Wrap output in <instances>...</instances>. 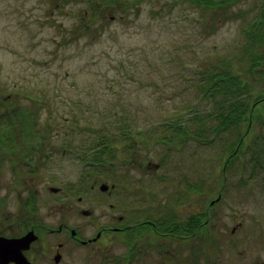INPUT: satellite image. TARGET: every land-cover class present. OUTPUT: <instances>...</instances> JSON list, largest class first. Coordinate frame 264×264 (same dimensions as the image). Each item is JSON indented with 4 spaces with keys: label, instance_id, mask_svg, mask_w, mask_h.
Masks as SVG:
<instances>
[{
    "label": "rangeland",
    "instance_id": "1",
    "mask_svg": "<svg viewBox=\"0 0 264 264\" xmlns=\"http://www.w3.org/2000/svg\"><path fill=\"white\" fill-rule=\"evenodd\" d=\"M260 5L261 0H240L233 11L218 17L188 0H0V114L7 119L12 113L17 128L12 130V122L6 120L5 130H0L3 136H16L8 140L9 145L6 142L5 152L0 134V160L3 152L10 156L4 169L10 191L6 187L0 194H11L7 200L11 209L16 207L14 195L21 188H29L32 194L37 190L40 210H47L51 201L58 206L67 186L72 188L86 170H92L108 185L106 192L96 184L89 189L92 176L85 179L84 194L73 196L83 198L76 202L82 207L94 208L85 224L88 234L110 222L114 212L108 206L114 200L107 193L113 181L108 165H114L120 200L116 199L121 206L128 211V202H132L139 209L143 205L137 204L145 200L153 216L157 215L159 189L163 192L160 201L169 203L175 194L172 191L182 192L180 185L187 184L190 170L195 169L198 177L209 173L212 178L211 193L198 194L197 201L221 194L212 208L213 223L218 227L213 229L212 238L220 245L218 250L198 252L196 260L190 261L188 250L179 242H170L166 248L178 255L177 264L264 261V107H260L264 102L254 110L244 137L246 131L232 123L215 134L201 131L196 138L172 148L156 140L155 128L179 113L187 120L191 114L203 116L202 112L215 111L214 100L202 96L197 85L205 71L214 70L217 64L221 67L224 60L242 76L247 70L256 89L264 87L261 70L250 72L243 51L247 43L244 27ZM31 115L40 128L34 133L44 136L51 132V147L35 142L45 153L32 156L23 171L21 165L16 166V149L27 136L22 132L32 133L26 122ZM197 125V121H190L193 134ZM139 131L147 143L134 141L136 151L130 155L127 142L131 134L138 140ZM239 138V153L229 157ZM114 139L117 159L103 157L104 162L94 167H87L88 161L80 162L73 152L96 147L97 141L102 147ZM149 162L157 163L158 168H147ZM19 175L25 183L17 181ZM49 186L60 190L49 191ZM21 194L28 193L24 189ZM188 203L178 205L185 214ZM118 237L108 243L106 253L112 260L108 264L122 260L125 264L131 245L127 240L126 246L121 241L125 238ZM152 245L139 252V259L131 264H163L169 254L162 256L157 241ZM167 260L176 258L170 255ZM103 261V255H89L86 248H80L66 264Z\"/></svg>",
    "mask_w": 264,
    "mask_h": 264
},
{
    "label": "flooded vegetation",
    "instance_id": "2",
    "mask_svg": "<svg viewBox=\"0 0 264 264\" xmlns=\"http://www.w3.org/2000/svg\"><path fill=\"white\" fill-rule=\"evenodd\" d=\"M100 3H96L99 5ZM115 133L118 131L115 130ZM2 134V149L6 152V142L4 133ZM50 134L46 139L42 138L39 142H43V145L47 148L51 147ZM15 136V135H13ZM134 141L141 142L139 140H130V144L134 145ZM16 142V141H14ZM22 142V141H21ZM142 143V142H141ZM99 147V148H97ZM34 148V154H26L25 148H17L19 157L17 158L16 166L21 165V169L24 171L26 166L31 163L32 156L37 157L45 152ZM112 152L109 157L112 159L116 158V149L112 147ZM99 141L96 142V147H86L85 150L76 148L74 153H77V159L80 162H86L87 167H94L95 164H100L101 160ZM136 151L130 153L132 155ZM3 152L2 158L0 160V190H5L9 186L6 185L5 171L4 169L8 165L6 160L8 155ZM48 153L45 154L46 164H48L47 157ZM117 159V158H116ZM16 159H14V164ZM102 164V163H101ZM105 165V164H102ZM107 165V164H106ZM149 164H147V168ZM113 164L107 166L108 172L110 173V178L113 179L111 183V189L107 191L114 198L113 201L109 202V209L114 211L110 216V222L96 227L94 231L86 234L85 224L91 220L94 214L93 206L90 208H84L79 203L83 200L82 197L75 196V194H84L85 179H89V189H93L96 184L101 192H106L100 188L101 184L104 183L96 178L95 172L92 170H86L78 179V181L73 182L72 188L71 184L67 186V192L60 198L62 202L60 205L51 204L50 210H40L37 204V190L34 189L35 194L29 193V188H21L18 190V195H14L17 198L16 207H12L7 204L8 198L11 194H0V237L4 239H16L23 235L31 234L33 239L27 243H23L16 250L9 245H5V242L0 244V264H66L68 263V258L75 252V250L80 248H86L89 255L104 256L103 264L111 263V258L108 259L107 251L108 243L116 242L118 235L125 238L121 241L123 244L127 245V240L131 245L128 248V255L125 258V264L135 263L141 254V251L148 249L155 241H157V247L161 248L162 256L167 252L168 257L162 260L164 264H177L178 255L172 253L166 248L170 242H179L187 251L189 260H196L198 252L207 253V251L212 250V248L218 250L220 243H214L212 238L213 229L217 230L218 227L214 226L212 208L216 202L220 200V192L217 193L215 199H207L197 201L198 194L211 193L209 183L211 181V175L207 173L204 178L198 177L197 171L195 169L190 170V178L182 186V192L177 193V191H172L169 203L165 204V200L160 201V197L163 192L159 189V202L156 209V216H153L149 206H145L147 202L145 200H140L143 205L142 208H134V203L128 202V211L125 206L117 201L120 200L118 193H116V175L113 174ZM32 170V168H30ZM17 173H20L17 172ZM17 181L22 180V183L26 182V179H22L19 175L16 177ZM49 186L48 190L52 192H58L59 187L56 190H52ZM71 188V192H69ZM204 188V189H203ZM25 189L28 194L22 195L21 192ZM179 191V190H178ZM117 197V199H116ZM154 198V197H153ZM186 200L189 201L187 214L184 213L182 208L178 205L183 204ZM55 202H58L56 198ZM64 204V208L61 204ZM66 203V204H65ZM72 206L71 209L69 207ZM185 208V207H184ZM117 209H122V211H127L125 213ZM169 210V213H166ZM166 213V214H165ZM85 216L88 217L86 220ZM181 221H184V226H181ZM205 231V234L202 233ZM118 241V240H117ZM167 241V242H164ZM107 243V244H106ZM27 244V245H26ZM26 245L24 248L22 246ZM100 245L102 247L100 248ZM135 247V248H133ZM102 248H104L102 250ZM91 254H90V253ZM171 253V254H170ZM172 255L176 260H167L169 256ZM166 260V261H165ZM124 262L117 261L118 264ZM255 264H264L263 260H254Z\"/></svg>",
    "mask_w": 264,
    "mask_h": 264
},
{
    "label": "trees",
    "instance_id": "3",
    "mask_svg": "<svg viewBox=\"0 0 264 264\" xmlns=\"http://www.w3.org/2000/svg\"><path fill=\"white\" fill-rule=\"evenodd\" d=\"M192 4L197 7H201L200 9H204L208 12L215 14L218 17H224L231 10L233 11V6L238 4L240 0H188ZM244 31L246 33L247 43L243 49L246 54L245 62L248 65V69L250 72L255 70H261L262 80L264 79V0H261L260 8L257 12L252 15L250 21L244 27ZM231 62L229 60H224L221 67L217 64L214 70H207L204 72V77L201 82L197 85V88L200 90L202 96L205 98L213 99L214 104H216L215 111L202 112L203 116H199L197 114H191L186 120L183 117H179L183 115L179 113V116L175 117V119L164 121L162 124H157L155 128H157L156 140L159 143H165L167 146L175 148V146L181 144L185 139L189 140L191 137H197V133L201 131H208L213 134L227 130L230 128L231 124L234 123L239 129H244L242 135H246L247 127L249 122L252 121L254 116V110L256 112V108L259 104L264 102V87L260 90L254 87V84L248 80L247 70L246 74L242 76L241 73L230 69ZM7 105V103H6ZM260 107H264V103L260 105ZM5 113V112H4ZM31 113V112H29ZM11 115H7V119L4 118V114H0V130L1 132L5 130V126L3 124L6 120H10L12 125L10 128L12 130H17L14 126V120ZM11 116V117H10ZM28 119L26 122L29 123V129L32 133L29 135V131H23V135L25 138L21 140L19 148H25L26 154H34V148L37 147L35 142H39L42 138L46 139L48 135L44 134V136L40 135L38 131L34 133L33 131L39 130L36 125L35 119ZM194 120L198 122L196 134L192 133L190 127V121ZM215 120V123L213 122ZM123 122L125 119L122 120ZM20 123V122H19ZM28 128V125L25 127ZM24 128H20L23 130ZM120 131L121 129H117ZM154 131V130H153ZM149 131V133L153 132ZM40 132V131H39ZM140 135L137 139L142 142V144L147 143V139L145 134L142 131H139ZM142 134V135H141ZM155 134V133H153ZM2 138V136H1ZM16 136L5 137V140L9 139L15 140ZM103 138V137H102ZM110 139V137H109ZM130 139H134V134L130 135ZM116 139L108 142V144H102L100 149V160L104 158H108L111 155L112 147H115ZM129 141V140H128ZM122 143V141H120ZM130 142V141H129ZM127 142V149L130 150V153L136 147ZM10 144L9 142L7 143ZM1 143V147H2ZM241 146V138L238 139L236 143V149L234 148L229 155V157H233L236 153H239V147ZM14 147L16 146V142L14 143ZM104 157V158H103ZM231 158L225 162V164H229ZM184 221H181V226H184Z\"/></svg>",
    "mask_w": 264,
    "mask_h": 264
},
{
    "label": "water",
    "instance_id": "4",
    "mask_svg": "<svg viewBox=\"0 0 264 264\" xmlns=\"http://www.w3.org/2000/svg\"><path fill=\"white\" fill-rule=\"evenodd\" d=\"M154 167H158V164H153ZM100 188L102 190L107 189V185L106 184H101ZM52 190H56V187H51ZM34 236H32L31 234H27V235H23L20 238H16V239H4L2 237H0V244L2 242H5V245H9L10 247L15 248L16 250L18 249L19 246H21L23 243H27L29 241H31L33 239ZM27 245V244H26ZM26 245L22 246V248H24Z\"/></svg>",
    "mask_w": 264,
    "mask_h": 264
}]
</instances>
